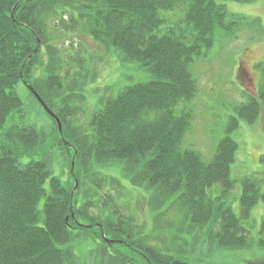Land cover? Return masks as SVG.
Here are the masks:
<instances>
[{
    "label": "trees",
    "instance_id": "obj_1",
    "mask_svg": "<svg viewBox=\"0 0 264 264\" xmlns=\"http://www.w3.org/2000/svg\"><path fill=\"white\" fill-rule=\"evenodd\" d=\"M175 13L178 19L170 17ZM229 17L225 6L216 0H0V127L17 114L25 117L24 104L12 90L25 80L67 128L62 137L59 128L54 132L60 144L65 139L69 159L75 157L79 181L72 198L74 188H67L45 162L21 164L23 156L33 154L44 141L36 127L24 125L4 133L0 140V264H78L69 246L74 239L72 230L97 225L106 238L121 239L143 251L147 264H195L133 240L139 230L134 217L117 209L114 195L110 200L104 198L109 195L106 189L112 187L109 180L118 179L109 175L110 164L133 185L142 188L143 184L155 203L164 204L179 194L177 200L192 225L207 228L209 238L221 247L246 245L247 230L241 219H247L253 207L264 201V181L242 180L240 216L223 201L237 182L231 176V165L239 144L230 134L238 128L239 117L252 123L264 110V89L238 110V118L229 119L227 134L211 161L182 147L191 115L175 114V108L191 100L197 91L191 63L213 46L217 28L231 32L233 24H228L234 20ZM51 21L90 34L118 51L126 63L138 62L153 75L151 80L128 86L108 99L92 115L83 135L70 132L62 105L58 111L53 109L58 105L57 97L44 93L45 88L61 89L59 75L53 72L41 81H31L42 47L50 54L55 48L50 43ZM164 25L169 26L162 31ZM38 39L40 46L34 53ZM52 60L48 66L57 72ZM66 102L63 108H69ZM215 184L222 187L220 201L207 193ZM96 195L103 196L101 205ZM43 198L45 219L41 225L38 206ZM84 221L91 227L80 225ZM261 243L264 245V219ZM127 263L131 261L118 264Z\"/></svg>",
    "mask_w": 264,
    "mask_h": 264
},
{
    "label": "rangeland",
    "instance_id": "obj_2",
    "mask_svg": "<svg viewBox=\"0 0 264 264\" xmlns=\"http://www.w3.org/2000/svg\"><path fill=\"white\" fill-rule=\"evenodd\" d=\"M216 2L225 6L230 14L229 19L234 20L228 22V26L233 24V29L231 32L221 28L215 30L213 46L203 50L190 65L197 83L195 95L175 108L176 115H191V125L184 134L182 147L200 153L206 161L214 158L220 141L227 134L229 119L238 118V110L253 97H259L264 89V0ZM162 14L167 15L168 12L163 11ZM170 17L178 19L176 13ZM168 26H162V31ZM66 28L54 21L49 23L50 43L55 48L50 54L45 46L42 47L33 66L35 78L31 81L36 78L41 81L53 72L59 75L61 89L45 88L47 92L44 93L57 97L55 103L58 105L53 107L54 111H58L62 105L66 125L71 133L79 136L80 132L84 134L92 115L102 109L108 99L116 97L128 86L151 80L153 75L138 62L126 63L118 51L107 43L95 40L84 31ZM50 60L57 72L48 66ZM12 90L24 104L25 117L21 119L17 114L5 127H0V140L10 129L24 125L36 127L44 136V141L33 154L23 156L21 164L45 162L53 174L65 182L67 188H74L72 193H77L79 181L75 176V164L73 175V160L71 157L69 159L64 149L67 146L65 139L60 144L54 132L59 128L56 119L24 83L15 85ZM65 100L69 108H63ZM62 123L61 137L67 132ZM230 136L239 144L231 165V176L237 182L223 201L240 216L242 180L251 178L264 181V110L259 111L252 123L239 117V126ZM110 165L109 175L120 182L118 179L109 180L112 187L106 189L109 195L104 198L110 200L114 195L117 209L129 218L134 217V224L139 229L134 232L133 240L136 243L195 264H264V245L261 243L264 201L260 200L253 207L247 219H241L247 230L246 235L243 233L247 239L246 245L241 248H223L209 238L207 228L200 229L192 225L177 200L179 194L173 195L164 204L155 203L143 184L142 188L133 185L123 177L120 169H113V164ZM46 187L49 189L48 181ZM221 191V185L215 184L207 193L210 198L220 201ZM261 191L264 192V184L261 185ZM104 194L101 192L100 195ZM100 195H96L95 199L101 205L103 196ZM44 205L45 198L38 206L41 225L45 219ZM91 213L96 214V211L92 210ZM84 223L89 225L88 221ZM100 229L97 225L93 229L72 230L74 239L69 246H72L78 264H106L108 261L109 264H118L127 259L131 261L127 264H147L143 251L133 249L124 242L105 245L106 237Z\"/></svg>",
    "mask_w": 264,
    "mask_h": 264
},
{
    "label": "water",
    "instance_id": "obj_3",
    "mask_svg": "<svg viewBox=\"0 0 264 264\" xmlns=\"http://www.w3.org/2000/svg\"><path fill=\"white\" fill-rule=\"evenodd\" d=\"M12 16L14 17V13L12 14ZM40 46V40L38 39V46L37 48L35 49L34 53H36L38 51V47ZM24 84L28 87V89L35 95V97L39 100V102L45 107V109L56 119L58 125H59V129H60V132H62V128H61V121L59 120V117L53 112L51 111V109L48 107V105L44 102V100L40 97V95L35 91V89L33 88V86L29 85L28 82H26L24 80ZM74 164H75V157L73 159V164H72V173H73V169H74ZM77 188V180H76V187H75V190ZM73 194L72 193V198H73ZM74 217V216H73ZM80 225L86 227V228H90L91 226L88 225H84V224H81ZM103 236H105L104 232H103ZM106 242L108 244H114V243H123L124 241H120V240H113V239H108L106 238Z\"/></svg>",
    "mask_w": 264,
    "mask_h": 264
}]
</instances>
